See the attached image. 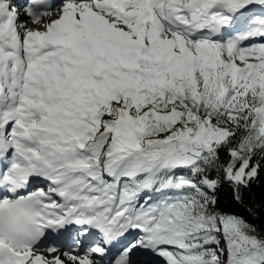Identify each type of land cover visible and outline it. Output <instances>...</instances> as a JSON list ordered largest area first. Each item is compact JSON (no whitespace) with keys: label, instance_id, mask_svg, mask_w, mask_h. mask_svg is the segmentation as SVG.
Wrapping results in <instances>:
<instances>
[{"label":"snow or ice","instance_id":"6c2138e0","mask_svg":"<svg viewBox=\"0 0 264 264\" xmlns=\"http://www.w3.org/2000/svg\"><path fill=\"white\" fill-rule=\"evenodd\" d=\"M262 165L264 0H0V264H264Z\"/></svg>","mask_w":264,"mask_h":264},{"label":"trees","instance_id":"16d2710c","mask_svg":"<svg viewBox=\"0 0 264 264\" xmlns=\"http://www.w3.org/2000/svg\"><path fill=\"white\" fill-rule=\"evenodd\" d=\"M245 205L252 207L253 213H249L246 206L231 201L224 192L220 194L219 207L222 210L244 217L256 227L257 234L264 237V165H262L259 179L253 183L245 197Z\"/></svg>","mask_w":264,"mask_h":264}]
</instances>
